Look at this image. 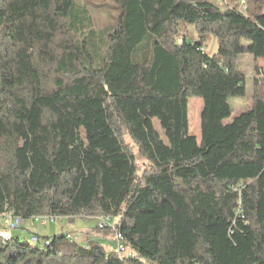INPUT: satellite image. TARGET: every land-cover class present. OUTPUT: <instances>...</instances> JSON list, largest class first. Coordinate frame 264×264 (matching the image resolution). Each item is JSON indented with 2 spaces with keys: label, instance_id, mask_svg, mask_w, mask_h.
<instances>
[{
  "label": "trees",
  "instance_id": "16d2710c",
  "mask_svg": "<svg viewBox=\"0 0 264 264\" xmlns=\"http://www.w3.org/2000/svg\"><path fill=\"white\" fill-rule=\"evenodd\" d=\"M113 1L100 29L78 0H0V217H109L135 256L10 233L0 264H264V66L226 122L239 58L264 64V0Z\"/></svg>",
  "mask_w": 264,
  "mask_h": 264
},
{
  "label": "rangeland",
  "instance_id": "374dc122",
  "mask_svg": "<svg viewBox=\"0 0 264 264\" xmlns=\"http://www.w3.org/2000/svg\"><path fill=\"white\" fill-rule=\"evenodd\" d=\"M217 4L220 8L225 9L229 1L232 0H211ZM78 3L83 7L89 10V14L92 20V24L96 28L107 29L110 25L114 23V16L118 14L117 10H112V5L114 4L113 0H78ZM241 7L243 8V0H239ZM111 6V7H110ZM180 31L184 32L187 37V40L191 41L192 39L197 38L196 30L193 25L187 23H181L179 25ZM182 35V34H181ZM179 37V36H178ZM180 38V37H179ZM108 39L102 40L101 51H105L106 43ZM204 42L205 50L208 54L213 55L216 53L218 44L217 40L213 35H208ZM98 59V57H96ZM239 64L242 71L246 74L247 77V95L245 98H232L230 104L233 109L232 116L226 120V122H231L235 116L239 113L244 112L250 109L252 104V95L254 90V78L262 76L256 71V67L263 68L264 64L261 61H255L251 53H247L239 58ZM203 109V100L202 98L192 97L189 100V125L190 133L195 135L198 142L201 141V111ZM155 126L164 137L163 130L161 129L159 123L155 121ZM128 141L132 146L134 144L131 142L130 138ZM135 147V146H134ZM145 161L139 160V165L145 166ZM98 217V216H97ZM97 217H88V218H75L72 221H68L66 218H59L56 222H49L45 226H38V224L29 219L24 223H21L20 227L13 228L11 230L12 238H18L22 242H30L32 229L39 227L47 236H54L59 234L68 235L69 232L73 234L74 240L79 243L83 242H95L100 241L108 251H114L116 247L115 238L113 231L111 229H100L97 227L98 220ZM6 226H0V236L3 237V233L7 232ZM10 233H6L5 237L9 238ZM72 240V239H71Z\"/></svg>",
  "mask_w": 264,
  "mask_h": 264
},
{
  "label": "built area",
  "instance_id": "2783aa9c",
  "mask_svg": "<svg viewBox=\"0 0 264 264\" xmlns=\"http://www.w3.org/2000/svg\"><path fill=\"white\" fill-rule=\"evenodd\" d=\"M4 218L6 219V221L8 222V231L7 233H11V230L13 228H18L20 227L22 220L18 217H14L11 214H7L4 215ZM59 219V217L55 216V215H40V216H35L33 218V220L38 224V226H45L47 225L49 222H56ZM98 220V227L100 229H106L108 227H112V231H113V235L115 238V243H116V247H115V251L121 255V256H131L134 257L135 254L133 252H131L130 250H127V246L124 242V238L123 235L121 234V232L116 229L113 225V223L111 222V219L109 217H105V216H99L97 217ZM72 234V233H71ZM36 238H39L40 241H42V239L39 237V235H33ZM46 242V241H45Z\"/></svg>",
  "mask_w": 264,
  "mask_h": 264
},
{
  "label": "crops",
  "instance_id": "0c3cea01",
  "mask_svg": "<svg viewBox=\"0 0 264 264\" xmlns=\"http://www.w3.org/2000/svg\"><path fill=\"white\" fill-rule=\"evenodd\" d=\"M25 221H22V223H24ZM2 225V227H4V226H6V228L8 229V222L6 221V219L3 217V218H1L0 217V226ZM33 231H32V234H34V233H38V234H40V235H42V236H47V235H45L44 233H42V231H41V229L39 228V227H35V229H32ZM8 231V230H7ZM7 233V232H6ZM6 233H3V235H5ZM69 233H71V232H69ZM31 234V235H32ZM18 238H19V236H18ZM83 245H86V244H88L87 242H83L82 243Z\"/></svg>",
  "mask_w": 264,
  "mask_h": 264
},
{
  "label": "bare ground",
  "instance_id": "6f19581e",
  "mask_svg": "<svg viewBox=\"0 0 264 264\" xmlns=\"http://www.w3.org/2000/svg\"><path fill=\"white\" fill-rule=\"evenodd\" d=\"M68 237H73V234H71V233H68V235H67ZM30 241L32 242V243H34V244H38V243H41V241L39 240V238H36L35 236H31V239H30ZM49 242L48 241H46L45 242V244H48ZM128 250V249H127Z\"/></svg>",
  "mask_w": 264,
  "mask_h": 264
}]
</instances>
